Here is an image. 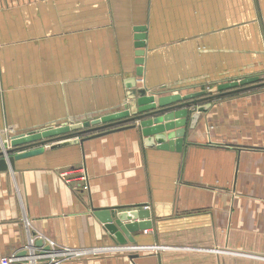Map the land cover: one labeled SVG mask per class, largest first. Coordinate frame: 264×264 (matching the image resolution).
Masks as SVG:
<instances>
[{
    "label": "crops",
    "instance_id": "obj_1",
    "mask_svg": "<svg viewBox=\"0 0 264 264\" xmlns=\"http://www.w3.org/2000/svg\"><path fill=\"white\" fill-rule=\"evenodd\" d=\"M263 73L264 0H0V144L122 112L132 80L158 106ZM202 105L182 153L137 123L0 172V264L31 237L72 252L57 264H264V88ZM113 209L154 226L116 244L97 215Z\"/></svg>",
    "mask_w": 264,
    "mask_h": 264
},
{
    "label": "water",
    "instance_id": "obj_2",
    "mask_svg": "<svg viewBox=\"0 0 264 264\" xmlns=\"http://www.w3.org/2000/svg\"><path fill=\"white\" fill-rule=\"evenodd\" d=\"M146 27H138L136 32L137 48V75L142 76V66L145 63ZM136 80L129 84L128 103L124 111L109 116L88 120L77 125L64 124L56 129H45L28 135L10 137L9 141L0 144V172L15 171L16 161L38 156L44 153V146L50 145L53 150L78 144L72 139L88 135L102 136L115 130L134 128L140 124L142 134L146 138L145 145L157 148L160 151L182 153L185 139L189 130L196 128L201 115L211 107L202 105L204 102H213L224 97L247 92L253 89L264 88L260 77L246 78L221 84L217 87L218 93L206 97V92L191 95H172L159 99L155 103V96H147V91L136 90ZM204 97L203 99H200ZM134 125H131L133 124ZM90 138V137H89ZM120 210L100 211L97 213L107 230L112 235L116 244L127 246L134 244V233L151 229L154 224L151 213L143 210L135 213H119ZM141 220L139 223H136ZM33 249H40L38 256H49L52 250L43 240L38 241ZM28 256L25 250L18 255L19 258ZM37 256V255H36Z\"/></svg>",
    "mask_w": 264,
    "mask_h": 264
},
{
    "label": "built area",
    "instance_id": "obj_3",
    "mask_svg": "<svg viewBox=\"0 0 264 264\" xmlns=\"http://www.w3.org/2000/svg\"><path fill=\"white\" fill-rule=\"evenodd\" d=\"M79 175L82 179H84L85 180V178H86V173H85V170H80L79 172H74V173H72V174H66L65 176H64V180H68V179H70V177L72 176V175ZM85 188V190H88V186H85L84 187ZM40 238H42V237H40ZM36 240H37V238H33V237H31L30 238V245L28 246V249H27V251L28 250H32L33 249V246H35V244H36ZM50 248H51V250H52V254L51 255H49V256H46V257H48V258H52L53 259V261L51 262V263H49V264H57L56 263V261H55V259L58 257V256H66V257H69L70 255H72L71 253V251H69V249H63V248H57L56 247V245L54 244V243H49V245H48ZM132 249H134V251H137V247L136 248H132ZM29 254V253H28ZM25 259L27 258V259H31V262H30V264H35V262H36V260H35V258H37L36 256H35V254H32V253H30V256H27V257H24ZM23 258V259H24ZM19 261H20V259H19V257L18 256H12V257H9V258H7V259H5L3 262H2V264H18L19 263ZM37 264V263H36Z\"/></svg>",
    "mask_w": 264,
    "mask_h": 264
},
{
    "label": "rangeland",
    "instance_id": "obj_4",
    "mask_svg": "<svg viewBox=\"0 0 264 264\" xmlns=\"http://www.w3.org/2000/svg\"><path fill=\"white\" fill-rule=\"evenodd\" d=\"M261 82H264V73H263V75L260 76V83Z\"/></svg>",
    "mask_w": 264,
    "mask_h": 264
}]
</instances>
